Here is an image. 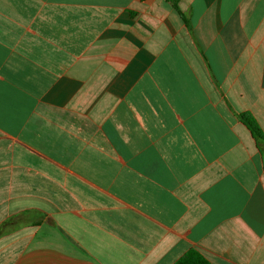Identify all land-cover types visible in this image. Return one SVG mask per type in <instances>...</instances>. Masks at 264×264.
Wrapping results in <instances>:
<instances>
[{
    "label": "crops",
    "instance_id": "0c3cea01",
    "mask_svg": "<svg viewBox=\"0 0 264 264\" xmlns=\"http://www.w3.org/2000/svg\"><path fill=\"white\" fill-rule=\"evenodd\" d=\"M241 113L264 0H0V264H264Z\"/></svg>",
    "mask_w": 264,
    "mask_h": 264
},
{
    "label": "trees",
    "instance_id": "16d2710c",
    "mask_svg": "<svg viewBox=\"0 0 264 264\" xmlns=\"http://www.w3.org/2000/svg\"><path fill=\"white\" fill-rule=\"evenodd\" d=\"M176 7V1H173ZM238 119L249 129L252 136L255 138L259 145L264 144V133H262L255 119L248 113H241ZM174 264H209L208 261L197 251L190 250Z\"/></svg>",
    "mask_w": 264,
    "mask_h": 264
},
{
    "label": "rangeland",
    "instance_id": "374dc122",
    "mask_svg": "<svg viewBox=\"0 0 264 264\" xmlns=\"http://www.w3.org/2000/svg\"><path fill=\"white\" fill-rule=\"evenodd\" d=\"M8 224L6 223L5 225L0 227V235L3 233V231L7 228Z\"/></svg>",
    "mask_w": 264,
    "mask_h": 264
}]
</instances>
